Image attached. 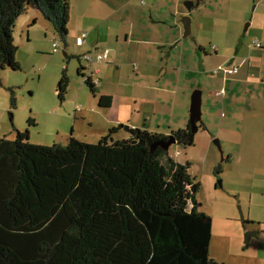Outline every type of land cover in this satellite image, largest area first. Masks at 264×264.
<instances>
[{
  "label": "trees",
  "instance_id": "16d2710c",
  "mask_svg": "<svg viewBox=\"0 0 264 264\" xmlns=\"http://www.w3.org/2000/svg\"><path fill=\"white\" fill-rule=\"evenodd\" d=\"M31 9L66 47L68 0H0V71L20 69L14 23ZM64 56L79 61L84 77L83 59ZM84 83L95 94L89 77ZM68 84L63 68L60 102ZM110 102L97 97L99 107ZM118 130L96 142L70 136L65 145L33 144L27 130L0 137V264H225L209 257L212 221L195 199L200 184L188 163L152 146L168 135L130 127L115 138ZM171 134L183 147L196 135L189 124Z\"/></svg>",
  "mask_w": 264,
  "mask_h": 264
},
{
  "label": "rangeland",
  "instance_id": "374dc122",
  "mask_svg": "<svg viewBox=\"0 0 264 264\" xmlns=\"http://www.w3.org/2000/svg\"><path fill=\"white\" fill-rule=\"evenodd\" d=\"M207 2L209 5L199 9V20L191 22V38L183 40L194 42L195 37L206 48L208 44L216 46L217 51L210 48L200 51L204 62L192 73L183 70L180 78V87L185 89L188 100L193 89L199 87L202 91L201 119L206 129L195 133L193 145L172 144L168 153L174 155L179 149L178 159L183 164L188 162L190 176L200 184L195 199L212 221L209 257L224 259L227 264H233L232 257H246L243 264H256L250 257H264V50L254 46L253 41H260L264 47V0ZM144 4L145 0L134 1L135 6ZM220 4L225 5L228 15L221 14L224 9ZM44 32L43 25L34 26L30 39L26 30H21L20 20L14 23L15 58L20 69L0 71V137L13 139L16 131L27 130L28 140L33 144L65 145L69 135L87 140L90 135L86 126H82V101L76 99L78 85L72 79L74 74L82 83V77L73 69L77 59L65 60L63 43L58 40V49L54 51L53 34L45 37ZM223 58L226 66H230V59L235 63L246 62L247 78L236 84L235 95L229 93V88H222L221 80L215 83L220 73H211ZM63 68L71 77L65 99L60 102L54 74L58 72L61 76ZM127 71L122 73L125 78ZM84 86V95H91L87 85ZM122 87L115 88L123 92ZM217 90L227 93L224 96L227 99L216 96ZM29 118L33 124L28 123ZM213 137L220 139L224 154L230 155L222 163L218 176L213 171L220 155L211 142ZM246 219L252 222H245ZM249 230L256 231V235L246 243L245 232Z\"/></svg>",
  "mask_w": 264,
  "mask_h": 264
},
{
  "label": "crops",
  "instance_id": "0c3cea01",
  "mask_svg": "<svg viewBox=\"0 0 264 264\" xmlns=\"http://www.w3.org/2000/svg\"><path fill=\"white\" fill-rule=\"evenodd\" d=\"M68 1L70 12L67 24V44L63 53L79 56L82 59L84 53L97 51L104 47L109 48L107 59L95 64L99 78L95 94L89 90L91 95H84V77L78 72L79 61L77 60V66L74 63L75 74L82 77L81 83L74 74L72 76L78 85L76 99L82 101V126H86L88 129L86 133L90 135L89 140H85V137L82 140L96 142L112 127H119L114 135L115 138L126 137L130 127H142L164 135L186 127L189 121L190 97L188 100L185 96V89L180 87L183 70L189 73L194 72L198 68L197 65L204 62L200 51L205 52L207 48H210L216 52L217 47L213 45L211 47L208 44L206 48L195 37L194 42L183 40L179 18L183 14H189L192 23L195 19L198 21L199 9L203 10L209 5L207 0H202L200 5H194L189 11L184 3L192 0H145L143 6H135V0ZM204 5L205 7H202ZM219 6L223 9L225 7L223 4ZM194 12L195 15H193ZM210 14L214 13L210 12ZM221 14L228 15V10L224 9ZM22 16L25 17L22 18ZM17 20H20L21 30L25 29L30 39V29L41 24L44 26L45 37L52 33L54 40L53 30L45 23L46 19L39 11L31 9L25 15L19 16ZM83 35V42L78 44L77 38ZM260 49L264 50V47ZM72 58H74L72 60L76 59ZM225 59H221L218 66L214 67L216 71L212 72L214 70L212 69L211 73H220V79L216 77L215 83L218 84L221 80L222 88H229V93L235 95L238 89L236 84L246 81V68L244 67L246 62L241 60L235 63L234 59H230L228 61L230 66H226L223 63ZM232 67H236L234 72H226ZM125 69H128L125 74L126 78L122 75ZM54 76L58 82L60 78L58 72ZM248 76L253 77L252 74ZM70 77L68 74L69 79ZM117 85L124 86L122 87L124 91L119 92L115 88ZM98 95H110V105L99 107ZM215 95L224 98L227 93L223 92L219 95L215 93ZM221 116L226 117V114L221 113ZM162 127H164L163 130H161ZM205 129V124L202 122L199 130ZM70 136L72 135H69L67 139ZM73 137L76 136L73 135ZM168 155L182 163L178 159L179 149L174 155L169 153ZM226 156V160L230 159V155ZM232 258L233 264H243L242 261L246 257ZM250 258H253L256 264L264 262V257ZM220 262L227 264L224 259H220Z\"/></svg>",
  "mask_w": 264,
  "mask_h": 264
},
{
  "label": "water",
  "instance_id": "95a60500",
  "mask_svg": "<svg viewBox=\"0 0 264 264\" xmlns=\"http://www.w3.org/2000/svg\"><path fill=\"white\" fill-rule=\"evenodd\" d=\"M201 1L202 0H192V1H189V2H185L184 5H185L186 9L189 11L191 9V7H193L194 5H197ZM179 22L182 25L181 37L182 38H188V37L191 38V36H192L191 35V18L189 16V14L181 15L180 18H179ZM81 72H85L84 67L81 68ZM201 114H202V110H201V90L199 88H195L194 90H192V92L190 94L189 116H188L189 129L193 133H196L199 130V125L202 124ZM125 128H126V126H125ZM211 142L218 149V152H219V155H220L218 164L215 167L216 170H219L221 165H222V163L227 159V156L224 154V150L222 148L220 139L218 137H213L211 139ZM172 144H176V141H175L174 136L170 133L166 140L158 141V142L152 144V146L160 145L162 148H164L166 151H168L169 147ZM217 182H218L219 186H221V180L218 179ZM255 235H256V231H251V230L246 231L245 232L246 243L249 242L250 237L255 236Z\"/></svg>",
  "mask_w": 264,
  "mask_h": 264
},
{
  "label": "built area",
  "instance_id": "2783aa9c",
  "mask_svg": "<svg viewBox=\"0 0 264 264\" xmlns=\"http://www.w3.org/2000/svg\"><path fill=\"white\" fill-rule=\"evenodd\" d=\"M84 39V35L83 36H79L77 38V43L81 44L83 42ZM254 46H258L261 47L262 43L260 41H253ZM52 47L53 50L56 51L58 48V39H54V41L52 42ZM109 55V48L104 47L101 48L100 50L97 51H93V52H87L84 53L82 56V59L84 61L83 67L85 69L84 72V81L87 79V77H89L90 82L93 83L94 85H96L99 81V78L97 76L98 73V69L94 66L95 63H99V62H103L107 59ZM236 70V67H232L230 69H227L226 72L231 73L234 72ZM216 71V69L214 70V72ZM216 94H222L223 90H217L215 91ZM76 109H78V106H76ZM79 110V109H78Z\"/></svg>",
  "mask_w": 264,
  "mask_h": 264
}]
</instances>
